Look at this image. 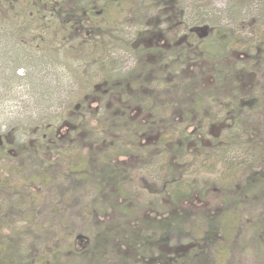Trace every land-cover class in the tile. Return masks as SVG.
Segmentation results:
<instances>
[{
	"label": "trees",
	"instance_id": "trees-1",
	"mask_svg": "<svg viewBox=\"0 0 264 264\" xmlns=\"http://www.w3.org/2000/svg\"><path fill=\"white\" fill-rule=\"evenodd\" d=\"M125 1L135 0H0V45L4 43L12 51L16 49L21 57L24 55L27 59H33L45 70L61 69L64 73L68 71L71 79L79 85V102L75 110L69 112L61 122L56 120L52 124H39L41 131L36 129L35 135L38 139L34 141L32 150L36 157L43 155L50 160V166H56L51 164L53 157H56L57 161L61 160L64 152H69L72 148L74 152L76 149V165L68 169L69 174L76 178L79 176L81 181L88 180V185L99 192L101 199L98 209L106 214V218L102 217L101 222L97 221L96 232L91 233L93 235L90 238L78 235L66 251V248H58L53 249L50 254L33 255L32 264H225L231 253L248 252L245 245L235 242V238L230 240V245L233 246L230 250L225 245H220L222 240L219 236V214L234 218L233 231H238V222L244 218L254 217L257 220L253 224L257 232L250 240L253 239L255 254L263 256V259L257 257L259 264H264L263 145L259 150L263 167L255 172L251 170L241 185H229L238 171H244L245 164L235 161L249 153V149L245 148V139L256 131L257 125L254 126L246 119H259L261 106L264 105V93L258 96V86L253 83L243 86L241 82L242 77H257L255 71L251 72L253 66L256 68L264 65V36L258 37L253 43L254 46L248 45L239 52H234L228 42L230 38L220 32L213 31L210 36L193 40V30L189 29L190 26L183 29L186 22L181 15V20L168 23L165 30H161L157 21L164 16L158 15L157 11L156 17L149 20L145 14L151 9L165 8V0H137L135 5L136 15H140L137 20L139 26L130 43H127L120 40L121 33H118L116 23H112L111 18L107 20L114 12L121 11ZM171 1L175 2L169 0L167 8L171 7ZM197 23L195 25H200ZM191 25L193 26V23ZM145 28L147 30H144ZM155 38L159 40L157 44H154L157 41L153 42L152 48L143 47L145 40ZM160 39H163L164 45H159ZM123 45H126L127 50L136 59L135 69L126 74L117 72L120 68L116 66L113 53L117 46L120 48ZM227 54L231 60L232 54L239 58L226 65L229 63L226 62ZM179 59L183 61L181 77L190 79L187 88L196 86L205 78L198 72L199 78L196 79L197 77L194 78L191 74L192 71H189L190 68L197 67L195 63L200 60L203 64H208V68L214 69L210 76L215 79L216 84L213 87L210 85L209 89H202L199 85L196 89L192 87L194 91L188 97L186 94L179 95V91L186 89L181 78L172 82V79L163 77L158 71L159 68H165V64L170 67ZM16 69H25V65L18 63ZM151 72H154L152 76ZM257 74L260 77L263 75L260 72ZM65 78L69 77L62 76L63 83ZM157 83L170 87L175 110L179 105H185V110L181 112L183 121L179 119L181 124L184 122L190 125L194 119H198L202 127L199 135L195 134L193 138V135L185 128L177 126L174 121L164 120L171 105L148 99L161 95L160 92L151 93ZM228 84L236 86V95L230 103L226 101L231 94H225ZM211 87H216L217 97L225 100L223 107L218 111L223 113L220 122L211 115L213 111L207 110L209 107L203 108L202 103L206 98L210 102L213 99V94L209 91ZM164 92L165 90L162 93ZM111 94L119 95L117 100L120 99V103L108 104ZM84 97L87 99L85 103L88 99L95 98L100 106L105 105L106 112L99 113L94 125L81 124L87 113L90 117L92 115L87 112L84 103H80ZM135 108L140 111L139 116L142 119L132 116ZM174 115L177 116L176 113ZM218 125L224 130L209 147L213 150H203L202 138L209 136V131ZM156 127L160 131L156 141L150 145L145 144L144 140L150 138L151 130ZM63 130H66V134ZM196 136H201V140ZM215 147L221 152L217 155L221 159V186L232 188L225 191L230 199L223 200L221 208L215 211L212 208L205 211H190L189 207L184 209V202L189 203L194 196L204 200L209 194V188L202 194V185L207 183L204 179L194 182V188L176 182L175 176L179 167L174 162H177L178 157L175 155H187L190 150L195 153L193 158L196 159L204 153H217ZM63 149L65 151L62 152ZM165 154H172L174 157L164 161ZM121 156L128 157L140 165L150 162L153 164L151 160H161L157 163L163 164L164 178L169 182H176L167 188L171 200L169 207H166L167 212H162L158 206L163 214L157 215L156 210L151 209V200L139 204L136 195H129L131 193H128L126 186L130 183L129 169L133 166L129 168L125 163L122 166ZM0 157L3 158L0 165L5 159H10V150L2 144ZM204 160L209 161L208 166H214L210 162V156L205 155ZM37 179L41 185H47V175L40 173L37 178L31 177V180ZM153 196L161 197L157 192ZM246 204L253 207L250 212L241 210ZM146 209L153 210V215H149ZM236 213L242 215L236 218ZM197 224L205 228L199 242L197 238L194 244L171 245L172 235L184 239V227L196 228ZM211 251L215 254L210 255Z\"/></svg>",
	"mask_w": 264,
	"mask_h": 264
},
{
	"label": "rangeland",
	"instance_id": "rangeland-1",
	"mask_svg": "<svg viewBox=\"0 0 264 264\" xmlns=\"http://www.w3.org/2000/svg\"><path fill=\"white\" fill-rule=\"evenodd\" d=\"M95 1L105 2L106 0ZM168 1L165 0V8L151 9L147 15L145 14L149 20L156 17L157 11L159 12L158 15L162 14L164 18H160L157 21V25H159L161 30H165L168 23L172 24L174 21L181 20V15L186 22L183 29L190 26L189 29L193 30V40L210 36L213 31L220 32L230 38L228 42L232 45L234 52H239L248 45L250 47L254 46L253 43L257 41V38H263L264 36L263 0V2L261 0H175V2L171 1V7L167 8ZM135 4H137V0L133 2L125 1L121 11H116L112 17H107V20L111 18V22L116 23L117 31L121 33L120 40H124L127 43H130L139 26L137 20L140 15H136ZM187 20H189V23H187ZM197 22L200 25H195ZM192 23L193 26L191 25ZM144 30L147 29L145 28ZM157 40L159 39H147L142 45L144 48H152L153 42ZM157 43L158 41L154 44ZM164 44L163 39H160L159 45ZM113 53L116 66L120 68L117 72L126 74L131 73L135 69L136 59L127 50L126 45L120 48L117 46ZM226 57V62H229L226 65L235 62L239 58L236 54H232L233 60H231L229 54ZM182 62L179 59V61L176 60L175 63L171 64L170 67L165 64V68L158 69L161 73L160 75L172 79V82H175L177 78L178 80L181 78V82L186 89L179 91V95L186 94V97H188L194 91L191 89L192 87L196 89V87L200 86L202 89H209L210 85L213 87L216 84L215 79L210 76L214 69L211 67V70L208 68V64H203L202 60H200V62L195 63L197 67L190 68L189 71H192L191 74L194 75V78L197 77L196 79L199 78V73L205 78L196 86L193 85L187 88L188 84H190V79L181 77ZM18 63L24 64L25 69L15 70ZM252 68L253 71L251 70V72L255 71L257 77L253 76L249 79L248 77H242V85L250 86V83L257 85L258 96H262L264 93V65L256 68L253 66ZM46 70L33 59H27L24 55L21 57L16 49L12 51L4 43L0 45V144L7 146L10 150V159H5L4 163L0 165L2 166L0 167V264H32L31 257L33 255L50 254L53 249L58 248L63 250L66 248V251L78 235L90 238L93 235L91 233L96 232V225L103 220L102 217L106 218V214L101 213L98 209L101 199L99 192L95 191L93 186L88 185V180L81 181L79 176L76 178L74 175L69 174L68 169L76 165L75 155L78 152L76 149H74V152L73 148L69 152H64L65 155L62 156L61 160L57 161L56 157H53L51 164H56V166H50V160L48 161L43 155L36 157L35 152L32 150L34 141L38 139L35 132L36 129L39 130L40 128L38 127L39 124L45 122L52 124L56 120L61 122L69 112L73 111V109L75 110V106L79 102V99H77L80 94L79 85L71 79L68 71L64 73L61 69ZM171 72H174V74ZM257 72L263 74L262 77L258 76ZM153 74L154 72L150 73L151 76ZM62 76L69 78H65L63 83V80H61ZM219 79L221 81L220 77ZM155 85L156 87L153 86L151 93L154 91L156 94L161 93V95L155 99L150 97L148 99L159 104L167 103L169 106L171 105L164 116V120L174 121L177 126L185 128L188 133L193 135V138L195 134L199 135L202 127L198 119H194L190 125L184 122L183 124L180 123V120H182L181 112L185 110V105H179L177 110L174 109L172 103L174 96L170 87L164 83ZM215 89L216 87L209 90L213 94L212 101L210 102L206 98L202 104L204 109L209 107L207 110L209 112L213 111L211 115L220 122L223 113L218 111L223 107L225 100L217 97L218 92ZM163 90H165L164 93H162ZM226 90V95L231 94V97H228L226 101L230 103L233 96L236 95V86L229 85ZM146 95L149 96V94ZM118 96L111 94L108 104L120 103V99L117 100ZM86 100V97H84L80 103H84L87 112L92 115L90 117L87 113L81 124L94 125L95 118L98 117L99 113H105L106 108L105 105L100 106L95 98H90L85 103L84 101ZM225 109H227L226 105ZM261 111V115L258 116L259 119L252 117L246 119L247 122L252 123L254 126L257 125L256 131L252 135L249 134L250 136L248 135L245 139L247 141L245 142V148L249 149V153H247L249 155L245 154L246 156L239 157L235 161L238 164H245L243 166L244 171H238L232 177L233 180L229 185H241L251 170L255 172L263 167L259 150L262 145L264 148V105L261 106ZM139 113L140 111L135 108L132 111V116H138L139 119H142ZM251 119L254 121L251 122ZM222 130L224 129L221 125L213 127L209 131L210 135L202 138V149L206 150L211 144L213 145ZM151 131L150 138L144 140L145 144L154 143L160 134L158 127ZM62 132L66 134V130ZM196 137L200 139L201 136ZM26 146L29 147V151H27ZM209 150L213 149L209 148ZM218 150L216 149L218 154L212 151L204 153L203 157L200 156L196 159L193 158L195 153L190 150L187 155L183 153L175 155L178 157L176 158L177 162H174L179 167V171L175 176L176 182H182L185 187L194 188V182L204 179L207 183L202 185V194L209 188V194L204 200L194 196L189 203L184 202V209L189 207L190 211H205L208 208H212L215 211L221 208L223 200L230 199L225 194V191H230L232 188L221 186L222 183L219 179L221 175L219 161L221 159L217 155H220L219 153L221 152H218ZM63 151L65 150L63 149ZM205 155L210 156V162L214 166H208L210 163L208 160H204ZM164 157L163 160L165 161L169 157L172 158L174 156L165 154ZM120 159L122 160V166H124V163L129 168L133 166L132 169L128 168L131 173L130 183L126 186L128 193H131L129 195H136L139 204H144L147 200H151V209L156 210L155 213L157 215L167 212L166 207L171 204L167 188L172 187L171 185L176 182H169L168 179L164 178L162 173L163 164L157 163L161 160H151L155 165L150 164L151 162L146 165H140L128 157L123 158L121 156ZM0 162H3V158ZM200 164L201 166H199ZM89 170L92 172L91 168ZM40 173L48 177L46 186L41 185L39 179L31 180V177L37 178ZM92 175L95 177L94 173ZM152 192L153 195L156 192L160 193L161 197L153 196ZM196 194L198 195V193ZM158 206H160L162 212L158 209ZM252 208L251 204H246L241 210L250 212ZM153 210L146 209L145 211L149 215H153ZM244 214L247 215V212ZM230 215L232 216V214ZM241 215L242 213H236L235 217L237 218ZM225 216L228 215L219 214V221L221 222L219 236L222 240L220 245H225L230 250L233 247L230 245L232 242L230 240L235 238V242H239V245H245L248 252V254H243V251L231 253L230 256L228 255L227 263L225 261V264H259L257 257L263 259V256L255 254L253 251V239L250 240V237L257 232L253 226L257 220L254 217L244 218L241 222H238L240 224L238 231L237 229L233 231L234 221L232 219L234 218L230 216L224 218ZM203 230L205 228L201 224H197L196 228L185 226L184 230H182L184 239H179L172 235L171 245H189L191 243L194 244L197 240L199 242V238H202ZM211 253L212 255L215 254L213 251L210 252V255Z\"/></svg>",
	"mask_w": 264,
	"mask_h": 264
}]
</instances>
